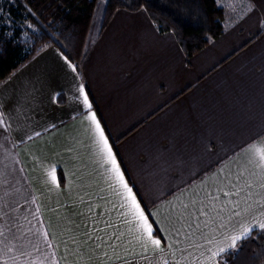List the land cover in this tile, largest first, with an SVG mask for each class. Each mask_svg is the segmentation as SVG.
Segmentation results:
<instances>
[{
	"label": "crops",
	"instance_id": "obj_1",
	"mask_svg": "<svg viewBox=\"0 0 264 264\" xmlns=\"http://www.w3.org/2000/svg\"><path fill=\"white\" fill-rule=\"evenodd\" d=\"M217 2L225 32L191 58L145 11L119 10L80 69L50 46L0 86V264H218L264 221L249 151L264 144V0ZM91 113L159 250L129 222Z\"/></svg>",
	"mask_w": 264,
	"mask_h": 264
},
{
	"label": "trees",
	"instance_id": "obj_2",
	"mask_svg": "<svg viewBox=\"0 0 264 264\" xmlns=\"http://www.w3.org/2000/svg\"><path fill=\"white\" fill-rule=\"evenodd\" d=\"M98 8L99 0H0V86L50 46L80 69L119 10L145 11L159 32L174 34L187 58L226 29L227 12L217 0H108L96 24ZM25 10L28 16L20 14ZM218 264H264V231H254Z\"/></svg>",
	"mask_w": 264,
	"mask_h": 264
},
{
	"label": "snow or ice",
	"instance_id": "obj_3",
	"mask_svg": "<svg viewBox=\"0 0 264 264\" xmlns=\"http://www.w3.org/2000/svg\"><path fill=\"white\" fill-rule=\"evenodd\" d=\"M72 70L75 72L76 68L73 66ZM80 93L83 95L84 105L90 110L92 105L89 103V99L87 94L84 91L83 86L80 88ZM88 119L95 126V131L97 135V143L100 148L101 154L104 156L107 163L111 166V171L114 174L116 180L123 187L124 191L121 193L125 198L124 207L127 209L126 215L131 217V221L134 222L136 226V231L139 234V238L143 241L144 246L146 247L148 244H151L154 249L159 250L161 245V240L153 237V224L149 221L148 215L145 214L144 209L141 207V204L138 202L136 195L133 193V189L128 186V184L124 180V175L121 172L120 166L117 162L116 156L114 155L111 146L109 145V141L105 136L103 129L99 121L96 118L95 113H91ZM39 135V133H37ZM251 153L254 154L256 161L259 167L264 168V144L259 146H254L249 149ZM239 187L238 184H234L229 187L227 191L223 192V195L226 197L229 196H239L241 192H243V188L240 191H236L235 189ZM247 187L250 189L251 185L248 184ZM213 199H219V197H213ZM237 208L239 205L236 206ZM221 208L219 211H223ZM235 211V209H234ZM237 216L241 215L239 211H235ZM231 219V216H229ZM222 227V226H221ZM259 228L264 231V221H257L256 224L253 225H242L241 229L236 234H231L228 239L230 243L225 246H218L217 250L212 253L213 258L223 259V254H225L229 250H235L240 246V242L247 239L252 233L254 228ZM146 238V239H145Z\"/></svg>",
	"mask_w": 264,
	"mask_h": 264
},
{
	"label": "rangeland",
	"instance_id": "obj_4",
	"mask_svg": "<svg viewBox=\"0 0 264 264\" xmlns=\"http://www.w3.org/2000/svg\"><path fill=\"white\" fill-rule=\"evenodd\" d=\"M107 1L108 0H99V3H100V8H98V11H97V13H96V18L94 19V22L96 23V24H98L99 22H101V11L103 10V8H104V6H105V4L107 3ZM20 14L21 15H29V11L28 10H25L24 12H20ZM96 30V29H95ZM94 30V31H95Z\"/></svg>",
	"mask_w": 264,
	"mask_h": 264
}]
</instances>
